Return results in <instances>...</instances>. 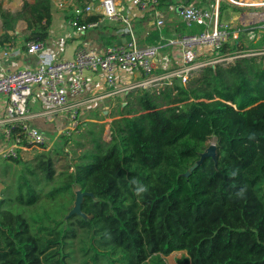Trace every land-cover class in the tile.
Returning <instances> with one entry per match:
<instances>
[{"label":"trees","instance_id":"16d2710c","mask_svg":"<svg viewBox=\"0 0 264 264\" xmlns=\"http://www.w3.org/2000/svg\"><path fill=\"white\" fill-rule=\"evenodd\" d=\"M99 1L74 0L78 8ZM185 1L212 3L157 7ZM52 13L53 0L15 13L0 2V45H14L21 22L25 43H46ZM204 30L177 25L182 34ZM252 31L222 48L236 56L231 63L130 92L108 137L103 125L80 124L72 164L44 146L32 158H0V264H167L175 252L180 264H264V34L259 53L241 40ZM212 139L216 161L193 169ZM134 181L149 191L137 196ZM77 190L91 194L83 216L71 215Z\"/></svg>","mask_w":264,"mask_h":264},{"label":"built area","instance_id":"2783aa9c","mask_svg":"<svg viewBox=\"0 0 264 264\" xmlns=\"http://www.w3.org/2000/svg\"><path fill=\"white\" fill-rule=\"evenodd\" d=\"M130 9L142 15H150L156 20V26L163 27L165 14L157 5V0H124ZM234 3V2H233ZM220 0L211 8L184 6L179 14L182 22L191 28L202 26L200 34H179L169 43L180 48L181 66L169 76H156L157 59L163 46L161 44L141 47L134 36L133 18L130 9L124 8L120 0H100L76 7L72 13L76 18L81 16H100L99 22L88 25H78L77 19L71 20L70 25L78 32L99 28L105 22L122 25L125 33L131 37L126 44H113L104 52L93 48L79 50L72 60L48 62L42 59L45 43L29 42L26 44L27 53L41 58L35 69H16L4 76H0V107L5 106L2 158H18L33 148H42L47 143L46 137L38 128L33 126L36 117L28 106V98L34 88L43 104L64 113L68 118L65 135L78 133L81 123L79 118L80 106L72 100L83 96L88 88V75L100 74L109 86L116 87L122 73L138 72L146 78L127 90L143 87H163L165 81L173 78L180 79L185 84L188 79L198 74L207 66L227 65L236 56L222 55L225 44L239 38L241 26L231 28L220 22ZM236 4V3H234ZM263 7V6H261ZM244 14V13H241ZM264 29V19L262 23ZM18 50L14 45H0V65L15 58ZM205 60L200 61V58Z\"/></svg>","mask_w":264,"mask_h":264},{"label":"crops","instance_id":"0c3cea01","mask_svg":"<svg viewBox=\"0 0 264 264\" xmlns=\"http://www.w3.org/2000/svg\"><path fill=\"white\" fill-rule=\"evenodd\" d=\"M26 1L33 0H9L8 4H5L3 0H0L6 10L14 13L20 11ZM120 1L124 8L130 9L126 1ZM236 1L238 2L234 3L244 6L240 3L245 0ZM211 2L212 3L209 7H202H214V5H216V0H211ZM76 7L74 0H53V21L50 29V36L45 43V51L42 59H47V61L51 63L72 60L76 53L83 48H93L98 52H104L107 47L113 44L128 43V36L126 35L127 33L124 32L122 28L123 26L116 23L108 22L110 25L107 27L102 23V25L96 29H89L84 32L76 31L70 25L72 20L70 17ZM177 7H173L171 11L164 13L166 18L162 29L155 27L156 20L152 18V16L142 15L134 9H130L134 29L136 27V29L139 30V25L141 24L140 29L143 30L145 35L149 33L152 36V40L154 39L153 33L156 30L159 32L164 30V34L161 33L160 37V44L163 48L157 59L158 68L155 71L156 76H169L181 66L182 55L180 48L169 43L179 34H182L177 31V25L182 23L179 14L176 13ZM254 14L258 13L245 12L244 14H241L238 9H232L231 6L224 5V7L221 6L219 20L221 23L225 25L227 24V26H230L231 28H237L239 27V22L237 23L238 19H241L243 23H247L256 16ZM89 16H84V18ZM257 17L260 19L259 15H257ZM25 29V23L21 22L17 27V41L14 43V47L18 50V53L15 58L9 59L0 65V76H4L16 69H35L39 65L41 58L37 55L27 53V43L24 41ZM137 34L139 35V32L137 33L134 31L135 38L137 37ZM152 43L154 42L151 41L150 44ZM203 60H205V57L201 56L200 61ZM145 78L146 77L143 74L138 72L122 73L118 79L117 86L111 88L102 75L89 74L86 93L80 98L72 101L79 104L80 111H82V115L84 116L82 121L84 123L103 125L106 136L111 133L110 125L111 122L117 118L119 108L126 106L128 101L127 95L130 92H138L148 89L154 90L155 88H158L138 87L130 91L127 90L129 87L142 82ZM37 91L38 89L34 88L31 92L28 98V106L31 108L33 114L36 115L32 120L33 126L38 128L48 141L52 132H57L59 134H64L66 132L68 118L64 113L55 111L43 104L37 96ZM4 118L5 106L2 105L0 107V154L4 151V126L2 125ZM28 153L25 152L22 154V157L24 159L29 158L30 154Z\"/></svg>","mask_w":264,"mask_h":264},{"label":"rangeland","instance_id":"374dc122","mask_svg":"<svg viewBox=\"0 0 264 264\" xmlns=\"http://www.w3.org/2000/svg\"><path fill=\"white\" fill-rule=\"evenodd\" d=\"M3 1L5 4H8L9 0H3ZM247 1H250V0H247ZM220 3H221L220 6H223V7H224V5H228V6H231L232 9L236 8L239 10L240 13L254 12V13L264 14V6L263 7H246V6H242L239 4H234L230 0H220ZM238 22H239L238 26H241V28L253 29V31L251 33H249L248 35H244L242 38L240 37L241 40L244 42V46L251 48V49H253V51L260 53L261 48L259 45V38L264 34V29L262 28L263 27L262 26L263 20L262 21L260 20V21L255 22V23H243V21L241 19H238L237 23ZM140 25H139V30L136 29V27L134 29L135 32H137V33L139 32V35L137 34V37H136L137 38V44L141 47L152 45V44H150V42L152 41V36L149 33L145 35L143 30L140 29ZM155 27L159 28V29L163 28V27H158L156 25H155ZM135 36H136V33H135ZM156 42H158V41H156ZM79 118L81 121H82V118H84V116L82 115V111H80V110H79ZM82 123H83V121L80 124H82ZM64 134L52 132V135H50V138H48L49 140L47 141V143L44 146L46 149L53 150V151L60 152V153L64 154V155L62 154L63 162H62L61 166H64L67 163L72 164V158L74 157V155L72 154L71 150H74V148H75L74 141L77 140V138H78L77 134H72L71 136H68V138ZM107 137H108V134H107ZM69 139H70V141H68L66 143V141ZM2 144H3V141H2ZM208 145L209 146L215 145V139H212ZM35 150H41V148H33V149L28 151L29 153L26 152V153L30 154L29 158H32ZM0 158H2V154H0ZM66 158L68 161L66 160ZM1 189H2V185L0 184V190ZM183 257H184V254L182 252H175L167 258V264H180V261L182 260Z\"/></svg>","mask_w":264,"mask_h":264},{"label":"water","instance_id":"95a60500","mask_svg":"<svg viewBox=\"0 0 264 264\" xmlns=\"http://www.w3.org/2000/svg\"><path fill=\"white\" fill-rule=\"evenodd\" d=\"M188 4V1H185L184 2V5L183 6H178L176 8V13L177 14H180L183 10V7L186 6ZM128 36V43L131 42V37L129 34H126ZM122 44V43H121ZM213 159L214 161H216L217 159V149H216V145H211L209 146L206 151L201 154V157H200V160L193 166V169L197 168L198 166L202 165L203 162L206 160V159ZM86 195H91V194H85V193H82L80 190H77L76 191V201H75V206L71 212V215L72 214H77V215H84L82 212H81V204L83 202V198L84 196Z\"/></svg>","mask_w":264,"mask_h":264},{"label":"bare ground","instance_id":"6f19581e","mask_svg":"<svg viewBox=\"0 0 264 264\" xmlns=\"http://www.w3.org/2000/svg\"><path fill=\"white\" fill-rule=\"evenodd\" d=\"M232 2H238L236 0H230ZM248 3L244 4V6L246 7H261V6H264V0H250V1H247ZM256 15L254 18H252L250 21H248L247 23H255V22H258V21H262L264 19V14H254ZM257 15L260 16V19H258Z\"/></svg>","mask_w":264,"mask_h":264},{"label":"clouds","instance_id":"9594fccd","mask_svg":"<svg viewBox=\"0 0 264 264\" xmlns=\"http://www.w3.org/2000/svg\"><path fill=\"white\" fill-rule=\"evenodd\" d=\"M234 175V173H233ZM134 183L137 184V187L135 189L136 195L137 196H143L144 194H146L149 191V188L147 185H144L143 183L139 182V181H134ZM244 189H241L240 191H238L236 193L237 197H243L244 195Z\"/></svg>","mask_w":264,"mask_h":264}]
</instances>
